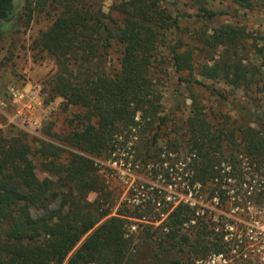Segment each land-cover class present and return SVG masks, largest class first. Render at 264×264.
<instances>
[{
    "label": "trees",
    "instance_id": "16d2710c",
    "mask_svg": "<svg viewBox=\"0 0 264 264\" xmlns=\"http://www.w3.org/2000/svg\"><path fill=\"white\" fill-rule=\"evenodd\" d=\"M193 1L209 23L219 14L210 3L229 0ZM230 1L245 10L264 9V0ZM170 4L123 0L115 7L119 17L109 24L105 15L65 0V9L40 33L38 46L58 66L52 97H63L81 112L62 139L72 150L46 141L36 149L48 174L43 179L29 142L0 134V264H185V253L223 254L226 264H264V232L251 238L255 230L248 222L214 223L199 206L166 193L116 215L106 206L110 200L94 157L117 155L132 144L148 163L154 153L174 161L171 155L183 148L185 155L176 158L181 183L209 187L211 197L224 205L232 200L242 216L252 213L251 205L255 212L264 209V189L240 167L246 158L257 173L264 172V106L255 102L260 95L264 100V34L222 23L197 30L198 47L181 36L171 44L168 33L184 28ZM13 13V0H0V21L9 22ZM113 41L122 46L114 72L105 65ZM164 48L176 72L190 76L179 80L206 87L218 104L229 103L228 95L196 76L243 90L247 103H232L238 117L225 115L217 123L192 93L188 118L164 148L158 147L160 129L168 122V115H161L163 79L156 77L157 66L161 72L165 63ZM202 51L210 56L205 62L197 61ZM91 193L98 194L95 200ZM134 225L144 226L139 239Z\"/></svg>",
    "mask_w": 264,
    "mask_h": 264
},
{
    "label": "rangeland",
    "instance_id": "374dc122",
    "mask_svg": "<svg viewBox=\"0 0 264 264\" xmlns=\"http://www.w3.org/2000/svg\"><path fill=\"white\" fill-rule=\"evenodd\" d=\"M123 0H75V4L89 13L103 14L106 21L112 24V19L118 18L115 9ZM171 11L180 15L179 22L184 32L168 33L171 44L177 42L179 36L188 45L198 47V42L193 39L197 30L209 27H217L222 23H232L246 26L250 33L255 35L264 34V9L245 10L229 1H214L209 7L219 14L211 22H206L199 15L202 13L193 0H170ZM14 13L9 22L0 21V134L4 137L22 136L32 147L31 157L37 165L38 176L43 179L48 174L43 170V160L36 154V149L41 146L42 141L52 142L72 150L63 143V137L72 129V121L75 115L81 112V108L67 105L66 100L60 96L51 95V81L58 71V66L53 57L42 50L37 39L40 33L48 28L56 16L65 9V0H13ZM29 6L32 7V18L29 19ZM122 46L113 41L107 54L109 70L113 72L120 67V56ZM198 50H196V53ZM164 65L161 72L157 66L156 77H162V93L164 112L168 115L167 126H162L158 136V147L164 148L167 139H173L176 135L173 130L182 127L184 120L188 118L192 106V95H198L201 103L206 106L205 112L214 121H223L225 115L231 114L233 118L238 117L233 102L247 103L249 98L243 90L233 89L220 80L207 79L196 76L205 84L223 90L229 97V103L218 104L213 95L206 87L196 83H188L179 80L189 79L188 72L178 74L173 66L169 49L162 50ZM209 55L200 52L197 61L205 62ZM165 69V70H164ZM4 74V75H3ZM11 85L18 86L25 93L34 92L33 105L25 106L26 102H13L9 96L8 88ZM193 93V94H192ZM255 102L264 106L261 95ZM23 101V100H22ZM251 107V105H248ZM218 123V122H217ZM156 129V128H155ZM154 131H151L152 135ZM180 134L184 129H180ZM150 135V136H151ZM150 136L148 138H150ZM123 147L121 152L111 154L107 158L94 157L99 172L105 181L107 199L110 201L106 206L112 205L113 215L118 210L134 209L138 205L146 203L150 197L168 194L169 199L189 201L199 206L201 214L212 218L214 223L220 221L230 225L248 222L255 230L251 238H256L260 231L264 232V209L255 212L256 208L251 205L252 213L240 215L237 205L231 202L223 204L216 197H211L209 187L198 186L189 188L179 176L178 156L185 155L186 150L180 148L172 154L174 161H169L164 154L158 156L154 153L150 163L144 162V158L135 146ZM67 152L63 155L66 156ZM172 162L174 164H172ZM170 166V167H169ZM241 170L246 175L254 174V182L264 189V172L257 173L256 165L249 159L242 158ZM246 180H252L245 178ZM184 181V180H183ZM187 181V180H185ZM184 181V182H185ZM229 187V186H226ZM234 194L233 191L229 192ZM97 193H91L90 200L97 198ZM104 198L101 199L103 202ZM140 221V220H139ZM141 222V221H140ZM160 222H156L155 226ZM132 229L137 231L138 239L142 236L144 226L134 225ZM251 232V231H250ZM216 254L209 253L204 257L195 254H184L185 264H225L227 258L219 259Z\"/></svg>",
    "mask_w": 264,
    "mask_h": 264
},
{
    "label": "built area",
    "instance_id": "2783aa9c",
    "mask_svg": "<svg viewBox=\"0 0 264 264\" xmlns=\"http://www.w3.org/2000/svg\"><path fill=\"white\" fill-rule=\"evenodd\" d=\"M8 93L10 98L12 99L13 102H19V103H25V106L27 108H30L33 105V99L35 96L34 92L29 93H25L24 91H22L18 86L16 85H11L8 88ZM23 100V101H22ZM214 257H218L219 259H224V255L223 254H216ZM224 262H226V260L224 259ZM226 264V263H225Z\"/></svg>",
    "mask_w": 264,
    "mask_h": 264
},
{
    "label": "crops",
    "instance_id": "0c3cea01",
    "mask_svg": "<svg viewBox=\"0 0 264 264\" xmlns=\"http://www.w3.org/2000/svg\"><path fill=\"white\" fill-rule=\"evenodd\" d=\"M3 75H4V74H3ZM6 76H7V75L5 74V76H4V77H0V80H1V78H3V80H4V79L6 78Z\"/></svg>",
    "mask_w": 264,
    "mask_h": 264
}]
</instances>
